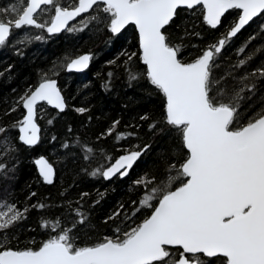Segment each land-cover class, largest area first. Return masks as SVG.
Masks as SVG:
<instances>
[{
  "label": "snow or ice",
  "instance_id": "snow-or-ice-1",
  "mask_svg": "<svg viewBox=\"0 0 264 264\" xmlns=\"http://www.w3.org/2000/svg\"><path fill=\"white\" fill-rule=\"evenodd\" d=\"M196 13L199 32L183 19ZM205 24L210 42L201 47L190 37H203ZM129 25L138 29L136 50L125 48L105 61L113 67L104 88L123 74L129 83L142 81L146 90L162 93L158 117L138 115L152 136L170 137L171 148L144 170L142 157L151 144L139 140L136 119L127 126L132 130H120L119 118L113 119L95 136L123 141L117 156L68 124L72 138L60 144L61 158L80 165L74 175L114 181L135 173L140 195L105 213L100 223L93 213L107 189L86 201L90 193L76 190L73 181L57 200L39 197L30 186L23 204L19 197L10 200L21 153L41 140L38 115L45 107L59 110L50 124L70 107L91 109L68 103L55 64L38 70L36 80L0 110V264H264V0H9L0 4V49L11 46L23 56L25 42L51 39L48 34L91 26L117 35ZM189 46L194 51H186ZM93 55L69 57L64 66L87 69ZM13 68L9 63L0 77L7 72L11 78ZM17 110L18 117L10 115ZM97 157L104 163H93ZM36 162L42 181L52 183L54 165L43 155ZM33 212L36 223L26 224ZM101 224L113 230L93 239ZM31 230L32 246L11 244Z\"/></svg>",
  "mask_w": 264,
  "mask_h": 264
},
{
  "label": "trees",
  "instance_id": "trees-1",
  "mask_svg": "<svg viewBox=\"0 0 264 264\" xmlns=\"http://www.w3.org/2000/svg\"><path fill=\"white\" fill-rule=\"evenodd\" d=\"M8 2L9 0H0V4H7ZM200 15V13H196L194 16L185 14L183 19L189 22L190 28L194 24L196 31L199 32L201 25L196 23V20L200 18ZM22 31L23 29L16 30L10 39L15 38ZM38 32L39 30H37V34ZM210 36L211 30L205 24V35L203 37L191 36L190 39L203 47L204 42H210ZM243 39L244 37H241V42ZM25 43L27 46L24 47L25 54L23 56L17 55L11 46L0 49V70L9 63L14 65L11 78H8L7 72H5L4 77H0V110L10 105L12 98L20 93L26 84L36 80L38 70L49 69L53 64L59 69L58 82L68 98V103L77 106L84 105L85 107L91 105V109L89 112L79 113L75 108L70 107L63 114L56 116L55 123L50 124L48 123L49 117L56 115L57 111L48 106L45 107L43 114L38 115V122L41 124L39 144L35 147L24 148L21 143L24 150L21 153L17 179L13 185L15 192L9 195V199L14 200L19 197L20 203L23 204L24 194L30 186L37 190L39 197L47 198L51 194V198L57 200L62 198L61 188L73 183V181L76 182V190H84L90 193V196L85 197L86 201L95 199L97 190L103 193L107 189L106 194L95 205L96 210L93 213L94 222L100 223L101 217L105 213H110L120 203L126 207L129 206L131 201L140 195L136 186L133 185L135 173H130L131 178L122 177L114 181L93 177L87 173H81L79 176L74 175L73 167L78 168L80 165L74 166L61 158L65 150L60 147V144L65 139L72 138V133L67 131L66 126L72 124L73 132L81 133L82 137L89 142L102 145L113 156H117L122 152L118 145L123 141H115L111 137L97 141L95 136L113 119L119 118L120 130H132L128 129L127 126L131 124L132 119H136L137 123L142 124L141 128L135 129L140 133L139 140L141 143L149 142L151 144V150L142 157L144 164L141 167L144 170H148L159 159L161 152L169 150L173 142L170 137L164 134L152 136L148 122L140 120L138 115L142 114L143 111H150L153 116L158 117L163 105L162 93L146 90L142 87V81L129 83L123 74L113 78L111 88L107 90L104 88L108 69L113 67V65L106 64L105 61L116 57L125 48L136 50L138 44L137 31L130 26L122 34L111 35L110 30L98 32L89 26V28L76 32L66 31L61 35L52 36L48 40L34 39L30 43ZM186 51H194L193 46H189ZM87 52L94 54L89 70L83 74L67 73V68L64 66L66 60L69 57ZM227 56L235 60L237 53L229 49ZM123 59V56L118 57V60ZM140 64L142 65L143 62L140 61ZM19 111L17 110L10 115L18 117ZM89 115L92 116L91 121L87 119ZM53 135L56 136V140L52 139ZM125 139H132L135 143L136 138ZM41 155L45 156L57 170L53 185L44 184L38 174L34 163ZM80 163L82 165L83 161ZM93 163L103 164L104 161L97 157ZM139 171V169L136 170V172ZM36 219V214L33 212L31 219L26 221V224H35ZM112 230L104 228L101 224V227L94 230L91 235L93 239H99L104 234H110ZM29 235L35 237V230L21 232L18 239L11 240V244L16 247L32 246V241L28 239Z\"/></svg>",
  "mask_w": 264,
  "mask_h": 264
},
{
  "label": "water",
  "instance_id": "water-1",
  "mask_svg": "<svg viewBox=\"0 0 264 264\" xmlns=\"http://www.w3.org/2000/svg\"><path fill=\"white\" fill-rule=\"evenodd\" d=\"M83 15V14H82ZM77 20H79L80 18L79 17H77L76 18ZM131 25H129V26H127V28L128 27H130ZM136 31H137V33H138V29H136ZM66 31H63V32H61V33H59V34H55V35H53V34H49L50 36H57V35H61V34H63V33H65ZM92 62V61H91ZM90 66H91V63H90V65H89V67L87 68V69H83V70H77V69H66L67 70V72L68 73H73V74H83V73H85L86 71H88L89 70V68H90ZM59 83V82H58ZM48 107L49 108H51V109H53V110H56L55 109V106H53V105H48ZM56 111H59V110H56ZM66 111V110H65ZM64 111V112H65ZM22 144H23V142H21ZM39 144V143H38ZM37 144V145H38ZM37 145H35V146H37ZM35 146H32V147H35ZM38 159V158H37ZM37 159L35 160V166H36V168H37V171H38V174H39V165L37 164ZM50 162V161H49ZM39 176H40V174H39ZM42 179V178H41ZM56 179V178H55ZM107 179V178H106ZM44 182V184H46V185H53L54 184V182H55V180L52 182V183H49V182H47V181H43Z\"/></svg>",
  "mask_w": 264,
  "mask_h": 264
},
{
  "label": "bare ground",
  "instance_id": "bare-ground-1",
  "mask_svg": "<svg viewBox=\"0 0 264 264\" xmlns=\"http://www.w3.org/2000/svg\"><path fill=\"white\" fill-rule=\"evenodd\" d=\"M67 71V70H66ZM68 73V72H67ZM69 74H73V73H69ZM31 148V147H30Z\"/></svg>",
  "mask_w": 264,
  "mask_h": 264
}]
</instances>
